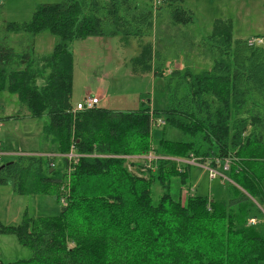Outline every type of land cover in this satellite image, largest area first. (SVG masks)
<instances>
[{"label": "trees", "instance_id": "trees-1", "mask_svg": "<svg viewBox=\"0 0 264 264\" xmlns=\"http://www.w3.org/2000/svg\"><path fill=\"white\" fill-rule=\"evenodd\" d=\"M153 1L60 0L38 4L25 22L0 24V91L14 94L28 116L47 115L43 139L55 146L41 152L45 159L17 151L3 167L2 160L0 185L51 194L60 204L56 215L0 223V233L14 234L30 250L28 258L0 264H264V33L257 36L262 43L249 44L232 37L228 21L216 20L201 42L211 66L168 74L162 54L141 43L131 71L164 79L163 109L147 101L135 110H114L99 99L74 109L70 42L141 40L163 8L174 24L192 21L181 0ZM41 32L55 38L46 54L33 53L31 38L20 36L19 48L9 38ZM154 113L164 121L160 126L185 138L154 142ZM189 155L211 159L206 168L217 167L214 159L236 160L226 172L228 196L188 194L182 203L171 195V178L187 187L190 166L168 157ZM54 158L63 164L59 177ZM155 184L161 189L156 201Z\"/></svg>", "mask_w": 264, "mask_h": 264}, {"label": "rangeland", "instance_id": "rangeland-1", "mask_svg": "<svg viewBox=\"0 0 264 264\" xmlns=\"http://www.w3.org/2000/svg\"><path fill=\"white\" fill-rule=\"evenodd\" d=\"M59 1L0 0V24L5 21L25 22L30 19L38 4ZM152 3L156 5L158 1L154 0ZM148 5H152L151 2ZM181 5L191 12L192 21L187 25L170 22L169 12L163 8L154 20L153 30L141 40L133 36H90L70 42L69 50L74 57L72 103L75 105L87 96H97L98 105L114 110H135L141 107V102L147 101L152 109H163L166 102L164 79L153 77L151 72L136 75L131 71V58L139 53L141 43H151L153 49L162 54L165 67L163 71L168 74L173 68L182 69L187 66L199 71L211 66L207 53L202 51L204 49L201 42L216 20L231 24L234 39H261L257 36L264 33V0H181ZM20 36L24 42L32 39L34 54L49 53L55 39L48 32H41L33 37L10 34V41L16 48H19ZM7 116L11 117L6 118ZM153 117L157 120L160 115L154 113ZM47 123V115L39 118L28 116L14 94L0 91V142L4 148L36 151L40 155L43 151L55 149L53 144L43 139V126ZM151 137L154 142L162 137L173 141L185 138L180 131L164 128L156 123L152 125ZM45 155H42L44 159ZM168 158L190 166L187 187L179 185L177 176L171 178V195L179 198L180 202L185 203L188 194L209 195L214 198L228 196L232 181L226 172L236 161L233 157L234 160L214 159L217 167L209 168L218 171L219 174L215 177H211L206 168L211 159L202 161V157L196 156ZM7 160L8 157L3 158L4 162ZM54 162L55 176L59 177L63 164L59 158H54ZM128 162L136 161L130 158ZM128 167L135 170L133 165L129 164ZM261 183L264 189V178ZM152 190V198L156 201L161 189L155 184ZM59 211L60 204L51 194L19 193L13 191L10 183L0 185V223L3 225H15L24 215H56ZM251 221L254 219L249 220ZM29 256L30 250L20 245L14 234L0 233V260L7 262Z\"/></svg>", "mask_w": 264, "mask_h": 264}, {"label": "built area", "instance_id": "built-area-1", "mask_svg": "<svg viewBox=\"0 0 264 264\" xmlns=\"http://www.w3.org/2000/svg\"><path fill=\"white\" fill-rule=\"evenodd\" d=\"M158 2H160L161 0H156ZM248 43L249 44H254V43H262V40L261 39H249L248 40ZM98 103V98L95 97V96H87L83 101L81 102H77L74 106V109L75 110H80V109H83V108H90L92 106H94L95 104ZM155 123L157 125H162L164 124V121L162 118L160 119H157L155 120ZM17 153V151H7V150H4L1 146V143H0V162L3 160V158L5 157H9V156H12V155H15ZM208 169V172H209V175L211 177H215L217 176L219 173L218 171H215L214 169H211V168H207Z\"/></svg>", "mask_w": 264, "mask_h": 264}, {"label": "crops", "instance_id": "crops-1", "mask_svg": "<svg viewBox=\"0 0 264 264\" xmlns=\"http://www.w3.org/2000/svg\"><path fill=\"white\" fill-rule=\"evenodd\" d=\"M77 103V102H76ZM1 143V142H0ZM1 146H2V143H1ZM2 148L4 149V150H7L6 148H4L3 146H2ZM7 151H13V150H7ZM19 152H26V153H30V152H32V153H35L36 151H19Z\"/></svg>", "mask_w": 264, "mask_h": 264}, {"label": "water", "instance_id": "water-1", "mask_svg": "<svg viewBox=\"0 0 264 264\" xmlns=\"http://www.w3.org/2000/svg\"><path fill=\"white\" fill-rule=\"evenodd\" d=\"M8 163H9V162H6V163L2 164V165H1V167H3V166H5V165H7Z\"/></svg>", "mask_w": 264, "mask_h": 264}]
</instances>
